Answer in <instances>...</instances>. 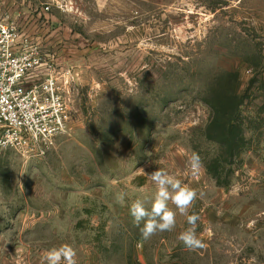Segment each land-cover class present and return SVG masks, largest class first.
<instances>
[{
	"label": "rangeland",
	"instance_id": "obj_1",
	"mask_svg": "<svg viewBox=\"0 0 264 264\" xmlns=\"http://www.w3.org/2000/svg\"><path fill=\"white\" fill-rule=\"evenodd\" d=\"M47 1L0 0L69 103L44 158L0 153V264L63 244L77 264H264V0ZM219 92L240 105L232 144L208 131ZM158 168L198 198L144 240L129 209H151ZM193 213L197 250L178 239Z\"/></svg>",
	"mask_w": 264,
	"mask_h": 264
},
{
	"label": "built area",
	"instance_id": "obj_2",
	"mask_svg": "<svg viewBox=\"0 0 264 264\" xmlns=\"http://www.w3.org/2000/svg\"><path fill=\"white\" fill-rule=\"evenodd\" d=\"M50 11L53 0L42 4ZM53 57L6 14L0 16V153L44 158L68 129L69 103Z\"/></svg>",
	"mask_w": 264,
	"mask_h": 264
},
{
	"label": "clouds",
	"instance_id": "obj_3",
	"mask_svg": "<svg viewBox=\"0 0 264 264\" xmlns=\"http://www.w3.org/2000/svg\"><path fill=\"white\" fill-rule=\"evenodd\" d=\"M7 141H0V148H6ZM193 171L199 169V158L194 157L192 164ZM142 174H146L141 169ZM156 185V192L151 202V209L145 207V201L135 200L130 206V214L134 221L139 224L144 221L141 228V237L144 240L150 239L158 232L172 231L176 225V212L168 207L169 201L175 205L180 214L185 215L193 207L198 198L196 190L181 182L174 176L166 173L162 169H157L151 174H146ZM116 183V181H113ZM125 193L117 195V202L123 204ZM188 223L192 226L186 231L180 233L178 239L190 250L202 249L205 247L203 241L198 238L195 226L199 217L196 214L187 216ZM77 252L69 244H63L59 247H53L43 254V260L46 264H77Z\"/></svg>",
	"mask_w": 264,
	"mask_h": 264
},
{
	"label": "trees",
	"instance_id": "obj_4",
	"mask_svg": "<svg viewBox=\"0 0 264 264\" xmlns=\"http://www.w3.org/2000/svg\"><path fill=\"white\" fill-rule=\"evenodd\" d=\"M230 82V80H226V83ZM213 99V102L209 103L212 110V119L209 123L208 131L211 133L217 132L219 137L224 139L226 142L231 143L232 141H235V138H232V130L229 124V120L231 118L230 115L233 114V111H238V113H240V105L235 102L233 97L224 96V92L217 93Z\"/></svg>",
	"mask_w": 264,
	"mask_h": 264
},
{
	"label": "crops",
	"instance_id": "obj_5",
	"mask_svg": "<svg viewBox=\"0 0 264 264\" xmlns=\"http://www.w3.org/2000/svg\"><path fill=\"white\" fill-rule=\"evenodd\" d=\"M0 16H2V15H0ZM18 27V26H17ZM19 29V28H18ZM21 32H23V31H21ZM25 34H27L26 32H24ZM30 36V35H29Z\"/></svg>",
	"mask_w": 264,
	"mask_h": 264
}]
</instances>
